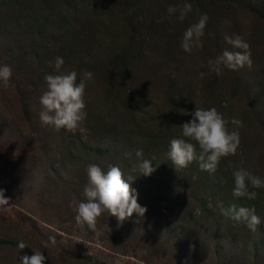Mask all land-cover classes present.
Segmentation results:
<instances>
[{"label": "rangeland", "instance_id": "rangeland-1", "mask_svg": "<svg viewBox=\"0 0 264 264\" xmlns=\"http://www.w3.org/2000/svg\"><path fill=\"white\" fill-rule=\"evenodd\" d=\"M127 1L118 0L115 5L107 0H69L76 4L73 9L30 8L27 22L19 25L6 16V22L1 19L5 22L2 24L8 23V28L0 31V66L9 65L13 74L7 88L0 83V189L10 198V206L0 208V264H18L19 241L28 245L22 255L31 256L33 249L39 250L46 257L44 264H89V259L95 260V264H215L217 261L215 254L210 256L209 243L187 262L176 258L169 248L155 252L157 249L140 246L141 242L135 240L133 246H127L126 229L122 231L116 225V217L107 212L98 218L97 229L103 233L99 237L87 226L78 228L76 209L80 202H86L83 189L88 179L87 167L95 164L106 173L117 162L115 157L90 154L81 142L96 147L100 136L109 139L107 134L121 130L130 115H137L134 101L124 105L120 93L114 89L119 84L117 72L131 74L128 77L131 88L141 91L146 106L151 109L150 118L156 109L163 110L153 122L164 128L179 126L184 115L180 106H163L164 96L155 87L158 83L152 85L147 81L151 74L161 83L166 80V74L177 73L179 80L182 79L177 86L190 84L192 88L186 94L196 103L205 105L208 100L205 106L212 105L214 94L227 100V111L221 113L225 118L230 115L229 120H241L243 127L239 129L237 154L222 158L220 166L226 172L230 168L231 174L243 167L264 178V118L258 119L259 107H250V97L245 91L253 83L264 89V17L255 13L260 6L257 3L241 6L231 0H202V5L192 7L181 21L179 9L188 0H136L138 5L135 0H129L134 4L132 7ZM170 5L177 8L171 16L167 12ZM10 14L15 12L8 9L7 15ZM203 14L209 18L203 47L187 53L181 48L183 33ZM236 36L249 41L251 67L238 71L222 68V74L217 75L210 70L208 61L225 49L238 51L225 40ZM57 57L64 61L59 70L54 67ZM70 71L77 72V82L84 71L93 73L85 89L86 119L74 132L42 126L39 98L46 90L45 76ZM258 92L262 97L264 91ZM255 98L257 103L261 99L257 94ZM99 132L103 134L98 136ZM119 134H125L124 129ZM189 171L176 174L169 196L172 198L166 200L171 207L177 199L182 207L174 206L171 212L178 210L172 214L164 206L154 216L166 217L167 213L166 218L174 224L190 225L194 233L188 235L189 240L197 230L196 237L202 236V230L213 236L214 232L207 228L218 233L228 217H209L203 222L205 215L201 212L205 211L198 205L203 203L217 212L220 194L212 199L201 193L196 195L195 191L191 193L190 182L185 183ZM148 185L151 188L144 194L151 196L160 192L163 183L152 178ZM138 203L142 206L143 201ZM111 217L115 220H110ZM133 217L130 229L141 232V218L135 214ZM50 236L56 239L54 246L49 242Z\"/></svg>", "mask_w": 264, "mask_h": 264}, {"label": "trees", "instance_id": "trees-1", "mask_svg": "<svg viewBox=\"0 0 264 264\" xmlns=\"http://www.w3.org/2000/svg\"><path fill=\"white\" fill-rule=\"evenodd\" d=\"M111 4H115L118 0H107ZM129 1V0H128ZM127 4L129 7L134 6L130 1ZM133 1V0H132ZM134 3L136 2L133 1ZM188 2L195 7L196 5H202V0H188ZM231 2L241 4L242 5H252L257 3L260 7L255 12L256 15L260 17H264V0H231ZM73 5L75 3H70L69 0H0V31L2 28H8L5 23V16L15 24L19 25L22 22H27V15L30 13V8L44 7V8H52L57 6L58 9H62L66 7V9H73ZM135 5H138L135 3ZM13 10L15 14L7 15V10ZM4 20L5 22L1 21ZM30 19L34 20L35 17L30 14ZM37 22V19H36ZM244 41L249 42L247 39ZM238 51H242L238 49ZM126 51L124 53H128ZM123 53V54H124ZM120 54V52H118ZM114 57V56H113ZM117 57V56H116ZM163 74H161L162 76ZM117 81L119 84L114 87L117 92L120 93L124 105L128 104L131 101H134V108L137 111V115H130L129 121L127 125H124L122 129H124L125 134H119V131L115 133L107 134L109 139H106L102 135L103 133H97L100 138L98 139L97 146H91L85 142H81L86 146V151L90 154L94 153V155L102 156L105 155L107 158H113L117 161L116 166H119L122 172L124 173V177L128 183H130L131 187L136 190L137 200L143 201L142 206H146L147 211L140 219L141 232L135 229H130L131 226L129 224H133L134 214L131 218L125 220L122 224H116L122 229H126V241L125 244L127 246L132 245V240L139 241L140 246H144L146 248H150L152 250L160 251L163 249H170L174 256H177L180 261L187 262L193 260L191 255L196 253L195 256L201 253L203 247L209 243V251L211 254H215V259L217 261L215 264H264V189H252L249 188V191H256L257 197L254 200L247 199L245 197H234L233 196V188H234V179L231 174V169L229 171L223 170V165L220 166V163L217 167V171L223 170L220 173H209L208 171L202 170L199 166L200 162L198 160H194L185 170H177L173 168L171 161L167 158V152L169 149V143L174 138H184L182 136V124L189 121L192 117L190 115L191 112L195 110V108H216L218 112L221 113V110L227 111L228 101L224 100L221 97L215 95L212 91H209L211 94H214L210 100L212 105H202L201 103H196L192 96H188V92L191 90L190 84L186 87H181V85L177 86L179 80V75L177 73L166 74L165 79L160 83L154 79V76L151 74L147 81H149L152 85H156L163 95V106L168 107V105L176 107L180 106L181 111H183V119L179 126L171 128H164L159 126V124L154 123V119L159 118L160 112L163 110L156 109L152 118L149 117V113L151 109L146 106L145 98L140 95V90H135L131 88L130 79L128 77L131 76L129 72H117L116 73ZM190 80V79H189ZM186 81V82H189ZM259 78H257V81ZM262 80L260 79L259 82ZM263 83V81L261 82ZM120 85V87H119ZM161 85V87H158ZM207 85V84H206ZM180 90V91H179ZM259 90L264 89L259 88L257 83L248 84L245 91L247 92V96L250 97L249 105L258 106V119L262 121L264 118V93L262 97ZM256 94L259 95L261 99H259L258 103L255 99ZM253 96V97H252ZM130 104V103H129ZM127 106V105H126ZM224 107V109L222 108ZM126 108V107H125ZM222 108V109H220ZM263 111V112H262ZM224 112V111H223ZM188 113V114H185ZM230 115L226 117L229 119ZM243 120L244 117H243ZM230 121V120H229ZM249 121H246V123ZM229 129L232 130L236 126L229 123ZM109 132V130L107 131ZM110 133V132H109ZM196 145L197 154H199L200 150L198 144L195 141H188ZM140 149L143 152L142 157H137L136 152ZM92 156V155H91ZM153 156V158H151ZM148 159L151 161V165L154 166L155 171L152 173V178H156L161 181L163 185L160 188L159 193H154L151 196H146L144 192L148 190V183L152 179L151 176H144L142 174H137L135 171L136 167L142 160ZM159 164H155V163ZM190 170V171H189ZM189 171L187 174V180L185 183H189L191 186V193L196 192V195L211 196L214 197L220 194V205L222 204L225 209H227L231 205H236L237 208L245 207L248 209H255V214L261 217V224L258 227V231L256 233L251 232L246 226L243 224H238L235 221H232L230 218H227L225 224L221 225L220 231L215 232L214 228H207L209 231H213V236L209 232H205V230L201 231L200 237H196L199 234V230H197L196 235L189 240L188 235L193 234L194 230L191 229V226L188 224H174L169 218L161 217L157 218L154 216L158 209L163 208L164 206L169 207V202L166 200L171 199L169 197L172 192V182L176 179V174L179 172ZM220 174V175H218ZM131 177H135L138 179H132ZM156 182V181H155ZM166 194L167 197H164ZM175 203L173 206L169 207V211L175 207H182L180 202L175 199ZM201 200V199H200ZM202 203V200H201ZM220 205L218 206L217 212H212L210 207L199 204V208L202 211L201 215H205L203 222H205L206 218L215 217L218 219V216H221ZM177 209V210H178ZM176 209L171 212L172 214L177 211ZM181 217V210L178 212ZM153 219V220H152ZM112 221L115 220L114 217H111ZM194 220V218H193ZM195 221V220H194ZM215 222V221H213ZM139 223V222H138ZM197 223V222H196ZM178 225V226H177ZM129 229L131 231H129ZM174 229H176L174 231ZM123 231V230H122ZM10 242V240H6ZM20 242V241H19ZM18 245V244H17ZM16 245V247H17ZM18 251V248H17ZM22 255L24 249L19 251ZM89 259V258H87ZM89 264H95V260L89 259ZM101 264V263H99Z\"/></svg>", "mask_w": 264, "mask_h": 264}, {"label": "clouds", "instance_id": "clouds-1", "mask_svg": "<svg viewBox=\"0 0 264 264\" xmlns=\"http://www.w3.org/2000/svg\"><path fill=\"white\" fill-rule=\"evenodd\" d=\"M192 10L190 3H185L179 9V20H183L185 15ZM177 11L174 6H169L167 12L171 16ZM207 14L201 15L198 22L190 25L181 40V48L191 53L194 48L203 47V36L208 21ZM225 40L233 48L242 51H229L225 49L222 54L214 60L210 59L208 65L210 70L217 75L222 74V68L238 71L245 66L251 67V51L248 42L240 36L235 38L225 37ZM63 58L57 57L54 67L59 70L63 65ZM12 68L9 65L0 66V83L7 88L12 77ZM46 90L39 98L41 110L39 119L42 126L53 127L56 130L61 128L74 132L80 123L86 119L85 89L87 82L93 79L91 71H84L77 82V72L70 71L66 74L46 75ZM183 112V111H182ZM188 114V113H185ZM191 119L182 124L183 138H174L169 143L167 158L171 161L175 171L186 169L194 160L200 162L202 170L210 174L215 173L220 160L224 157L234 156L240 146L239 129L243 127V122L237 118L230 121L223 113L216 108H195L190 113ZM231 123L236 127L232 130L228 125ZM188 141H195L200 148L199 154L196 145ZM137 157H142V150L138 149ZM135 171L144 176L151 175L155 168L148 159L142 160ZM87 184L84 186L83 194L86 202H80L76 209V224L78 228L84 229L87 226L97 237L103 233L97 229L98 218L105 212L115 216L118 224L131 218L135 214L138 218L144 217L147 208L141 206L137 200L136 190L133 189L124 177V173L119 166L108 167L105 173L98 165L91 164L86 169ZM234 179L233 196L245 197L254 200L257 197L256 191L252 189H264V178L255 175L246 168H238L232 173ZM9 197L4 195V189H0V208L10 206ZM222 215L230 218L238 224H243L251 232L256 233L261 224V217L255 214V209L245 207L237 208L231 205L227 209L221 204ZM106 230L110 229L106 226ZM51 245H55L54 236L49 237ZM28 245L20 241L17 245L18 252ZM48 244H45L47 247ZM46 257L39 250L33 249L31 256L25 254L19 256L18 264H44Z\"/></svg>", "mask_w": 264, "mask_h": 264}]
</instances>
